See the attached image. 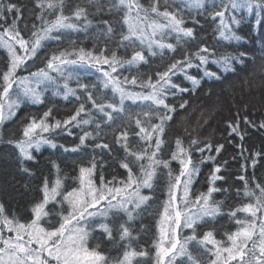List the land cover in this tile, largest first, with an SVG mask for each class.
<instances>
[{
  "label": "snow or ice",
  "instance_id": "6c2138e0",
  "mask_svg": "<svg viewBox=\"0 0 264 264\" xmlns=\"http://www.w3.org/2000/svg\"><path fill=\"white\" fill-rule=\"evenodd\" d=\"M34 3L40 10L35 15L39 23L29 25L20 4L0 0V51L5 64L0 71V143L12 145L21 171L34 175L25 162L38 163L34 153L45 147L80 154V159L89 156L85 151L89 147L93 152L111 153L110 144L101 137L103 123L110 126L123 150L117 163L125 175L105 179V162L90 155L86 165H77V183L65 190L68 177L50 159L56 178L51 187L44 178L43 197L32 205L30 216L22 218L0 203V264H145V260L151 264H264V181H256L254 172L247 175L248 165H242L244 174L237 179L243 183L235 189L241 202L226 205L224 199L215 198L216 193L229 192L217 183L225 180L221 173L227 161L216 162L224 144L216 146L215 155L194 160V152L211 153L213 145L207 137L208 142H202L200 133L190 130L187 116L181 114L189 104L185 94L195 95L206 80L232 88L229 81L244 72L249 77L259 75L264 83V0H85L70 14H65V0ZM103 14L114 16L115 23ZM97 16L92 48L68 36L87 31ZM245 21L252 33L249 38L239 34ZM209 22L213 43L203 36ZM184 81L190 86H184ZM176 96L181 97L178 103ZM51 97L65 101L71 97L78 103L61 120L53 115ZM128 101L136 107L126 106ZM39 105H45V110L39 116L28 112L21 117L17 121L20 135L12 133L5 139L4 133L11 131L5 125L20 109ZM235 116L226 125L229 135L235 134L241 142L245 135L241 119L250 127L264 129V120L257 125L246 115L241 117L239 110ZM69 126L82 129L78 142L71 147L58 145L52 134L59 130L71 136ZM85 126H94L93 131ZM173 127H182L183 135L175 136L174 148L165 149ZM130 137L138 139L133 143ZM239 147L243 155L247 149L242 143ZM261 155L254 154L253 169ZM207 162L212 163L207 189L193 195L200 166ZM159 181L164 182L167 198L158 213L150 253L133 247L139 237L132 222L152 199L142 190L156 188ZM222 216L235 229L224 231L218 239L217 218ZM97 230L109 241L123 242L121 256L109 257L99 243L89 245Z\"/></svg>",
  "mask_w": 264,
  "mask_h": 264
},
{
  "label": "trees",
  "instance_id": "16d2710c",
  "mask_svg": "<svg viewBox=\"0 0 264 264\" xmlns=\"http://www.w3.org/2000/svg\"><path fill=\"white\" fill-rule=\"evenodd\" d=\"M14 2L21 5L24 10L25 21L31 25V23H39L35 20V15L39 13V9L35 8L34 0H14ZM85 0H65V14H70L71 11L77 4H83ZM146 2V0H144ZM180 0H176L179 3ZM92 18V17H90ZM100 17L97 16L93 20V26L89 27L87 31L80 32H70L68 36L71 39L76 40L80 46L85 48H92L94 43V29L96 27V21ZM104 19L112 20L115 23V17L109 16L108 14H103ZM249 21H245L242 25V30L239 34L249 38L252 33L249 31L247 26ZM117 28L120 25H116ZM212 25L211 23H205L203 30V36L207 39L209 43H213L212 40ZM65 46L67 42L65 41ZM249 48L253 45L249 43ZM255 47H259L257 43ZM231 50V49H229ZM123 49H121V54ZM130 55V51H129ZM158 60V58H156ZM42 66V65H38ZM213 70H215V67ZM143 68V66H142ZM5 69L4 64V53L0 51V71ZM34 70V69H33ZM127 75V72L124 73ZM249 79L250 83H245V79ZM177 82H181L177 78ZM184 86H190L186 81L182 82ZM229 83L233 85L229 88L227 85L221 86L219 84H214L210 80H206L201 88L197 90L195 95L185 94L184 99L189 100L188 108L181 110V114L187 116L186 123L191 128H196L197 132L200 133V139L202 142H210L213 145V151L208 153L194 152V160H198L201 155L212 154L215 155V148L219 144H224V149L221 151L220 155L216 157L217 163H222L227 161L222 169V175L225 176L224 181H218V184L223 185V187L228 188L229 192L227 194L221 192L214 194L217 199H224L226 205H236L239 204L240 198L235 195V189L242 185V181L237 179V176L244 174L241 172V166L247 164L248 172L247 175L251 176L255 173L256 181H264V129L258 127H250L246 125L241 119L240 129L244 132V140L240 141L239 137L235 134L229 135V130L227 129L226 122L229 120H235V113L237 110L240 112V116H247L249 120L253 121L257 125L260 121L264 120V83H262L259 75L254 77H249L248 73L242 72L240 78L236 80H230ZM71 85L75 87V81L71 82ZM111 94H109L110 96ZM51 96V94L46 95V100ZM181 97L176 96L175 101L178 103ZM53 115L58 119H65L70 116L77 103L74 98H69L68 101L63 100L61 97H51ZM171 102V98H170ZM235 105V106H234ZM247 106V111H244V106ZM126 106H131L135 108L136 105L131 104L130 101L126 102ZM45 110V105L39 106H28L22 107L17 113V117L10 121L8 125H5L6 129H11V131H6L4 133L5 139L9 135L15 133V136L20 135V125L17 123L21 117L25 116L28 112L34 113L39 116L42 111ZM94 115H96L94 113ZM96 119L102 120V117L96 115ZM207 119V123L204 121ZM26 123L27 121H23ZM202 125L200 127L198 125ZM71 128V126H69ZM86 130L93 131L94 126H85ZM72 135L69 136L66 132L53 133L56 143L64 144L65 146L71 147L78 142L79 135L82 134V129L71 128ZM176 135H183L182 127H173L171 134L169 135V144L165 146V149L174 148L172 141ZM101 137L104 142H108L112 148L111 153L107 150L93 149L89 147L85 151L89 156H84L83 159L79 158L80 154L75 153H63L61 149H51L45 147L39 153H34L37 157L38 163L25 162V166L29 167L34 175H29L21 171L20 161L18 159L17 150L9 144L0 143V203H4L5 207L11 213L26 218L30 216V208L35 202L42 199L43 193L41 192V187L43 180L47 177L49 181V186L51 187L53 181L56 178L55 170L49 163L50 159L56 160L61 167V175H67V179L64 180L65 190L70 189L77 182L74 179L78 175V164H87V160L90 155H96L97 159L101 158L105 162V168L103 169L105 179H110L113 175H118L120 178H124L125 170L121 169L117 163V159L122 158L124 153L123 150L114 141V137L111 134V128L109 125L102 123ZM208 138L206 140L205 138ZM136 137H130V140L134 143ZM187 143V138H185ZM94 142L89 141V144ZM243 144L247 151L243 152L241 155L240 144ZM256 152L262 153L261 157L257 158V163L255 168L251 167V160ZM247 158V159H245ZM172 167L174 169L178 168V165L173 162ZM201 167L200 176L197 181L192 186V193L195 195L200 191H206L207 183L206 179L209 172L212 170V163L207 162ZM99 171V169H98ZM143 194L152 196V199L141 209L139 217L132 222L134 228V233L138 235V240L132 242L133 247L138 250L143 248L148 250L150 253L153 251L152 243L156 237L157 233V221L159 219L158 213L162 210V202L167 198L165 193V186L163 181L158 182V186L152 190L144 189ZM49 208L53 207L50 203ZM123 217V213L119 214ZM243 215V214H238ZM49 219H56L55 217H49ZM111 222V221H110ZM235 225L232 224L226 216L217 218V238H222V233L226 230H234ZM113 236L118 240V234L116 230H113ZM99 243L101 246V251L105 252L109 257L115 258L122 254L123 242L109 241L104 237V234L97 230L92 233V237L89 240V245L94 246ZM145 260V258H140ZM145 264H151L150 260H145Z\"/></svg>",
  "mask_w": 264,
  "mask_h": 264
}]
</instances>
